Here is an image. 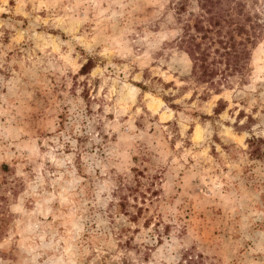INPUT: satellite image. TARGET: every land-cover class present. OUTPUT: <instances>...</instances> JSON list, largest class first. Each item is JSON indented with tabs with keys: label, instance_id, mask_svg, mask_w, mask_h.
Masks as SVG:
<instances>
[{
	"label": "rangeland",
	"instance_id": "obj_1",
	"mask_svg": "<svg viewBox=\"0 0 264 264\" xmlns=\"http://www.w3.org/2000/svg\"><path fill=\"white\" fill-rule=\"evenodd\" d=\"M236 2L240 71L182 44L199 0H0V264H264V0Z\"/></svg>",
	"mask_w": 264,
	"mask_h": 264
},
{
	"label": "trees",
	"instance_id": "obj_2",
	"mask_svg": "<svg viewBox=\"0 0 264 264\" xmlns=\"http://www.w3.org/2000/svg\"><path fill=\"white\" fill-rule=\"evenodd\" d=\"M201 13L198 14L193 23H187L184 26V34L181 39L182 44L191 47L189 51L190 57L195 58V53H203L201 48L204 40H210L209 45L213 42L219 44L214 52H218L219 56L224 59L227 68L233 71H240L244 68V59L249 54L247 44H254V32L247 29L245 26L246 21L250 20L248 14L244 13L241 8H238L240 2L228 5L229 0H199ZM226 1V5L223 4ZM236 9V15L231 13ZM227 23L226 36H219L214 39L211 33L216 36L221 35L222 24ZM252 28V25H250ZM235 36H239L237 40ZM206 43V41H205ZM205 55V54H204ZM198 58V57H197ZM221 59V61H222ZM218 61V60H216ZM91 60L85 63L80 72H87V68H91ZM261 155L264 158V149Z\"/></svg>",
	"mask_w": 264,
	"mask_h": 264
}]
</instances>
